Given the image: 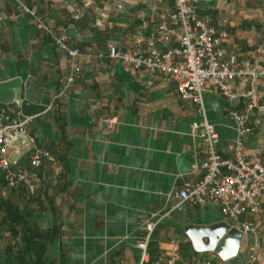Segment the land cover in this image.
Wrapping results in <instances>:
<instances>
[{
    "label": "crops",
    "instance_id": "crops-1",
    "mask_svg": "<svg viewBox=\"0 0 264 264\" xmlns=\"http://www.w3.org/2000/svg\"><path fill=\"white\" fill-rule=\"evenodd\" d=\"M22 6L44 20L54 36H65L81 56L61 53L52 36L22 14ZM174 9V0H0V18L19 16L13 23L0 22V83L34 78L44 90L47 111L33 118L28 132L55 159L35 171L26 137L9 147L14 169L39 173L53 186L38 192L33 203L27 190L14 192L0 179V264L11 245H19L28 264H139L137 245L145 224L156 221L161 222L149 247L150 264L166 259L175 241L179 264H248L254 238L238 228L240 251L228 261L196 252L184 233L187 226L237 227L218 203L176 208L175 194L203 177L192 167L207 159L203 143L191 133L192 123L200 121L197 107L180 98L172 79L150 77L108 57L110 46L146 52L162 16ZM195 10L201 20L227 31L223 46L229 58L241 61L264 50V0H197ZM260 90L264 94V83ZM204 104L218 136L217 152L230 159L229 148L238 139L230 113L244 106L230 103L212 85ZM108 118L118 121L111 130ZM250 126L244 153L264 164V116ZM12 210L23 222L6 219ZM242 221L253 223L264 243V215ZM16 227H27L29 235L15 238L10 229ZM28 238L35 246L29 254L23 251Z\"/></svg>",
    "mask_w": 264,
    "mask_h": 264
},
{
    "label": "built area",
    "instance_id": "built-area-1",
    "mask_svg": "<svg viewBox=\"0 0 264 264\" xmlns=\"http://www.w3.org/2000/svg\"><path fill=\"white\" fill-rule=\"evenodd\" d=\"M174 2V11L162 16L146 52L141 49L123 52L110 46L108 57L133 70L146 72L150 77L162 75L172 79L177 84L180 98L197 107L200 121L192 123L191 133L203 143L207 159L192 167L194 172L202 171L203 177L197 183H186L175 194L178 200L176 208L182 210L187 205L198 207L210 202L220 204L225 219L236 225L235 228L242 233L254 238L248 264H264V243L259 238L256 226L249 221H242L247 216L264 215V164L249 160L244 153V140L252 132V119L264 116V94L260 90L264 83V50H256L241 61L229 58L223 46L228 37L227 31H218L208 21L198 17L195 10L197 0ZM118 8L122 9V6ZM22 14L34 18L37 27L52 36L61 53L73 59L81 56L79 50L69 47L65 36H54L49 25L34 11L22 6ZM18 19L17 15H10L1 17L0 22L13 23ZM208 85L215 87L230 103L244 106L243 111L234 110L230 113L238 130V139L229 148L232 153L230 159H224L216 149L218 136L208 121L204 104ZM32 121L33 118L23 117L19 107L0 105V179L9 189L23 186L30 193L36 191L41 180L23 170L14 169L15 164L8 159V149L14 140L26 137L31 146L32 168H41L45 161L54 162L52 155L29 134L28 126ZM117 122L116 118H108L105 120L106 128L111 130ZM160 222L145 224L144 235L137 245L139 264H150L149 247ZM179 263L180 242L175 241L171 244L168 257L156 264Z\"/></svg>",
    "mask_w": 264,
    "mask_h": 264
},
{
    "label": "water",
    "instance_id": "water-1",
    "mask_svg": "<svg viewBox=\"0 0 264 264\" xmlns=\"http://www.w3.org/2000/svg\"><path fill=\"white\" fill-rule=\"evenodd\" d=\"M43 95L44 90L37 86L34 78L24 81L18 77L0 83V105L17 106L26 118H34L47 111V107L42 106ZM184 233L196 252L217 253L223 261L238 255L243 237L239 230L226 224L214 227L187 226Z\"/></svg>",
    "mask_w": 264,
    "mask_h": 264
},
{
    "label": "trees",
    "instance_id": "trees-1",
    "mask_svg": "<svg viewBox=\"0 0 264 264\" xmlns=\"http://www.w3.org/2000/svg\"><path fill=\"white\" fill-rule=\"evenodd\" d=\"M54 162H55V159H54ZM49 163H51V162H49ZM39 169H34V170L36 171V170H39ZM33 175L38 177L41 180V184L37 187L35 192L30 193L23 186L19 187L18 189H12V190H14V192H22V193H26V194L29 192L30 194L28 193V195L30 196V200L34 203V200H35L36 195H37L38 192H40L42 190H45V189H48V188L52 187L53 185H52V182L47 181L43 176L39 175V173H34ZM55 187H53V188H55ZM25 190H27L28 192H26ZM8 206H10V208H13L14 205L13 204H10V205L8 204ZM8 213L9 214H7V215H10V216L8 218H6V219L9 220V222H11V224H17L18 225L19 223L23 222L24 218H20V216L17 213H15V211L12 210V213H10V211ZM27 230H28L27 227L26 228H20V229H17V227H16V228H11L10 229V233L12 234V236L17 238L19 235H23V236L24 235H29L27 233L28 232ZM33 241H34L33 238H28L27 239V243L25 244L24 250H23L24 252H27L28 254L32 250L34 252L35 246H34ZM18 250H19V245H13V246L11 245V246L5 247V249H4L5 264H28V262L25 260V256L22 253H20Z\"/></svg>",
    "mask_w": 264,
    "mask_h": 264
}]
</instances>
